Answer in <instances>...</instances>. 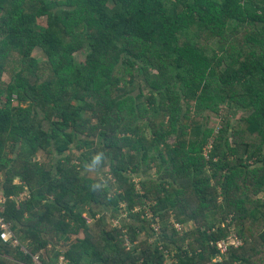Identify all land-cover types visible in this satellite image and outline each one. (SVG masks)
Instances as JSON below:
<instances>
[{"label":"trees","instance_id":"obj_1","mask_svg":"<svg viewBox=\"0 0 264 264\" xmlns=\"http://www.w3.org/2000/svg\"><path fill=\"white\" fill-rule=\"evenodd\" d=\"M0 196V264H264V0H0Z\"/></svg>","mask_w":264,"mask_h":264},{"label":"rangeland","instance_id":"obj_2","mask_svg":"<svg viewBox=\"0 0 264 264\" xmlns=\"http://www.w3.org/2000/svg\"><path fill=\"white\" fill-rule=\"evenodd\" d=\"M46 18H47V16H46L45 12L44 11H41L39 13V22L44 25L46 23ZM86 50L87 49H83L81 52H77V53L74 54L75 60L77 62H82L84 60V56H85ZM33 56L35 58L39 59V60H45L47 58L45 56V54L42 51H40V50H35L34 53H33ZM5 80H9V79L7 77H5ZM205 121H207V119H205ZM209 121L210 122L207 125H210L211 127L215 128L217 130V128L220 125V117H218L217 115H212V117L210 118ZM44 158H45V156L43 155L42 152L38 153L37 159L43 161ZM103 172H105V171L104 170H101V171H99V174L101 175ZM133 177H134V180L135 181H138L139 180L138 175H136V177L135 176H133ZM2 201H3V197L0 196V205L3 204ZM83 216L84 217H87L86 214H84ZM177 228H180V230H184V229H186L188 227L181 228L179 225H177ZM236 241H237L236 238H230V240L228 242L233 243V242H236ZM170 263H171V259L168 256H166L165 257V264H170Z\"/></svg>","mask_w":264,"mask_h":264},{"label":"built area","instance_id":"obj_3","mask_svg":"<svg viewBox=\"0 0 264 264\" xmlns=\"http://www.w3.org/2000/svg\"><path fill=\"white\" fill-rule=\"evenodd\" d=\"M25 195H22L21 197H24ZM5 201V199H3L2 203ZM177 228V226H176ZM178 230H180V228H177ZM0 238L2 241L6 242V243H11L12 245H19V240L18 238H16L15 233L12 230V225L10 223H8L4 218L0 217ZM237 240V239H236ZM239 242H233L231 244H238ZM219 249L222 252H225L226 250V243L225 242H221L218 244ZM32 264H43L40 259L39 256L35 257L33 260ZM58 264H66L63 260V258L60 259V261L58 262Z\"/></svg>","mask_w":264,"mask_h":264},{"label":"clouds","instance_id":"obj_4","mask_svg":"<svg viewBox=\"0 0 264 264\" xmlns=\"http://www.w3.org/2000/svg\"><path fill=\"white\" fill-rule=\"evenodd\" d=\"M95 159H98V156H97V157H95Z\"/></svg>","mask_w":264,"mask_h":264}]
</instances>
